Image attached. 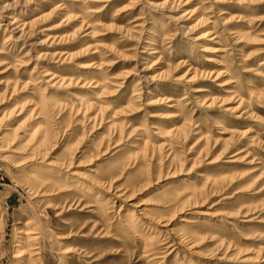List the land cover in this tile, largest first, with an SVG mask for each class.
I'll use <instances>...</instances> for the list:
<instances>
[{"label": "rangeland", "instance_id": "rangeland-1", "mask_svg": "<svg viewBox=\"0 0 264 264\" xmlns=\"http://www.w3.org/2000/svg\"><path fill=\"white\" fill-rule=\"evenodd\" d=\"M0 264H264V0H0Z\"/></svg>", "mask_w": 264, "mask_h": 264}, {"label": "bare ground", "instance_id": "bare-ground-1", "mask_svg": "<svg viewBox=\"0 0 264 264\" xmlns=\"http://www.w3.org/2000/svg\"><path fill=\"white\" fill-rule=\"evenodd\" d=\"M13 24V23H12ZM210 32H207L206 34H205V36L207 35V34H209ZM205 36H203V37H205ZM200 37H202V36H200ZM202 37V38H203ZM206 50V49H205ZM208 62H215V61H213L212 60V58L211 57H207V59H206ZM196 91H204V90H202V89H199V90H196ZM169 100H171V99H169ZM78 185L79 186H82L83 187V184L82 183H78ZM87 188V192L88 193H90V194H95L96 196H98V197H100L101 195H100V193L99 192H95L93 189H91L90 187H86ZM97 197V198H98ZM182 221H187V222H189V220H183V218L181 219ZM174 245H172V244H169L167 247H169V248H172Z\"/></svg>", "mask_w": 264, "mask_h": 264}]
</instances>
